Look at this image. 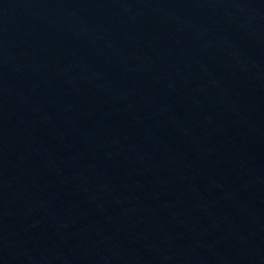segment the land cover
Masks as SVG:
<instances>
[{
	"label": "water",
	"instance_id": "1",
	"mask_svg": "<svg viewBox=\"0 0 264 264\" xmlns=\"http://www.w3.org/2000/svg\"><path fill=\"white\" fill-rule=\"evenodd\" d=\"M0 264H264V0H0Z\"/></svg>",
	"mask_w": 264,
	"mask_h": 264
}]
</instances>
